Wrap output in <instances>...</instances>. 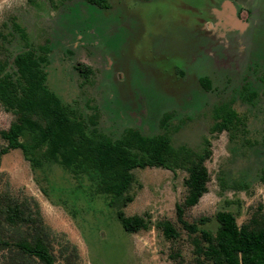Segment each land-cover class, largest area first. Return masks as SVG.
Here are the masks:
<instances>
[{"label":"rangeland","instance_id":"rangeland-1","mask_svg":"<svg viewBox=\"0 0 264 264\" xmlns=\"http://www.w3.org/2000/svg\"><path fill=\"white\" fill-rule=\"evenodd\" d=\"M108 1L100 13L83 0H0V59L23 50L18 23L32 49L50 48L49 89L84 118L96 113L98 129L112 139L127 128L166 132L174 147L196 152L207 140V192L183 210L187 224L214 233L218 212H231L239 226L259 208L264 213V0ZM76 64L94 75L85 81ZM223 103L244 121L237 139L212 131L213 109ZM13 120L0 106V131ZM5 146L0 138V151ZM132 173L128 191L111 201L87 178L56 163L33 170L21 150H10L0 155V207L7 196L39 214L55 264H193L198 234L184 229L176 212L187 193L185 171ZM117 211L146 217L148 229L126 233ZM4 218L1 239L13 252L2 248L0 264H21L13 244L26 228ZM163 222L177 239L165 237Z\"/></svg>","mask_w":264,"mask_h":264},{"label":"trees","instance_id":"trees-1","mask_svg":"<svg viewBox=\"0 0 264 264\" xmlns=\"http://www.w3.org/2000/svg\"><path fill=\"white\" fill-rule=\"evenodd\" d=\"M83 1L96 12L102 13L110 8L108 0ZM13 28L23 50L0 59V106L14 116L9 128L0 131V138L6 142L0 155L21 150L33 170L43 162L56 163L75 177L87 178L96 193L110 197L111 201L121 199L128 191L133 181L132 172L136 169L185 171L187 193L182 205L176 206V212L183 228L198 234L191 240L196 256L193 264H264V213L259 212L260 208L240 226L231 212H218L215 216L218 226L214 233L197 224H187L182 218L183 210L196 206L207 192L209 173L205 161L211 154L207 140L201 151L196 152L185 146L174 147L166 132L145 136L138 130L127 128L119 138L112 139L98 129L96 113L89 119L84 118L49 89L50 48L43 45L32 49L24 28L18 23H13ZM74 68L85 81L94 75L90 67L82 64H76ZM261 82L264 86V77ZM208 86L206 81L205 88ZM212 117L213 132H226L230 140L245 133L244 121L229 103L215 107ZM2 201L0 214L5 215V221L16 228H26L13 244L15 260L18 258L21 264H26V260L55 264L49 236L36 218L39 214L7 196ZM117 219L129 234L147 230L149 226L146 217H127L122 211H117ZM205 222L206 219H200L199 225ZM160 228L167 239L174 240L179 236L169 222H163ZM1 235L0 250L6 248L13 252Z\"/></svg>","mask_w":264,"mask_h":264}]
</instances>
